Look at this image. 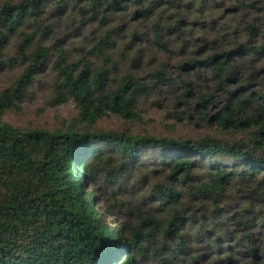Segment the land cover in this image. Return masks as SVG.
<instances>
[{
	"label": "trees",
	"instance_id": "16d2710c",
	"mask_svg": "<svg viewBox=\"0 0 264 264\" xmlns=\"http://www.w3.org/2000/svg\"><path fill=\"white\" fill-rule=\"evenodd\" d=\"M221 2L2 1L0 73L24 68L0 93V264H202L207 255L194 247L199 239L210 241L209 255L242 244L250 264H264V207L245 206L227 230L223 207L233 182L264 204V89L248 90L264 63V6L234 2L228 14L248 7L262 14L233 27L236 17L206 14L220 11ZM64 21L78 26L59 37ZM86 25L94 27L83 34ZM76 39L86 51L80 57L70 54ZM13 41L16 51L8 55ZM148 50L155 67L139 75ZM49 70L55 74L49 102L73 99L78 115L54 130L4 121ZM206 78L225 98L209 115ZM165 87L182 88L179 101L218 127L250 130L254 145L99 127L111 114L142 121L141 100ZM143 167L166 172L168 181L140 204L122 203L131 213L122 227L113 221L114 205L104 209L96 195L106 185L117 194ZM203 168L206 177L198 174Z\"/></svg>",
	"mask_w": 264,
	"mask_h": 264
},
{
	"label": "rangeland",
	"instance_id": "374dc122",
	"mask_svg": "<svg viewBox=\"0 0 264 264\" xmlns=\"http://www.w3.org/2000/svg\"><path fill=\"white\" fill-rule=\"evenodd\" d=\"M4 0H0V4ZM18 2L21 0H12ZM237 0H222L220 3V11H206V14L213 12L214 16H219L220 13L226 14L227 18L236 17L233 23H230L233 27H241L243 21L252 20L257 16H261L262 13L248 8H240L239 13L233 15L228 14L231 9V5ZM246 4L255 3L256 8H263L264 0H244ZM241 6V4H240ZM225 22L224 20H221ZM206 30H210L209 18L205 19ZM78 26V23L71 25L64 21L58 32V36L64 34H74V27ZM94 26H88L81 29L83 34H87L88 31ZM195 28V26H194ZM199 28V27H197ZM200 29V28H199ZM214 33L213 31H210ZM14 41L12 46L8 50V55L15 53ZM80 41L77 39L70 47V54L73 57H80L85 54L86 51L82 49ZM154 53L148 50L144 57L138 61L137 70L139 75H145L155 67L154 63H150V59ZM162 59L170 60L166 55L162 56ZM24 66L19 65L12 69L6 68L0 73V93L19 77L23 71ZM193 77V75H191ZM55 81V74L49 70L39 82L33 85V93L27 97L23 102L19 103L18 108L7 109L2 119L15 127L22 129L33 128H47L54 130L62 127L64 122H70L74 117L78 115V108L73 101L69 99L66 103L61 105L52 104L49 102L52 95L53 85ZM202 88L205 91L212 92L211 98V111H215L217 107L222 106L225 102L223 93L220 90H215L214 86L209 82L208 78L201 83ZM250 91H258L264 89V63L262 64V71L259 72L255 84L248 87ZM202 91V90H201ZM182 92V88L171 89L163 88L158 92H152L147 97L143 98L140 102V108L142 110V121H127L118 115L111 114L105 116L99 123V127L105 130H126L129 129L132 133L141 136H166L181 139H190L193 141L199 140L205 136H211L219 141H231L243 139L251 147L254 145V138L249 130L234 131L233 129L224 130L218 127L215 120H206L197 111L191 113L186 108V104L179 101V94ZM203 93L198 92V95ZM197 99L191 101V104L195 105ZM213 104V106H212ZM150 158V156H149ZM226 163V161L223 160ZM231 163V162H230ZM209 170L203 168L198 170V174L202 177H206ZM166 172L150 173V167L137 168L130 172V175L123 181L122 187L117 194L113 195V189L108 185L104 186L98 193V202L103 208L114 209L113 221H116L120 226H124V222L130 219L131 213L126 212L127 205L133 206L143 202L144 198L150 196V192L154 190L156 184L167 182ZM185 191L184 187H181ZM245 184L239 182H233L229 187L226 198L223 204L226 213V230L229 223H233L235 213L245 208L250 207L253 203L255 208L264 207L263 203H257L249 199L246 195ZM126 203L122 206V203ZM129 203V204H128ZM198 228H192V231H196ZM224 232V230H223ZM194 246L199 252H204L207 256L202 261V264H250L251 259L245 256L242 251L243 245H239L233 251L224 252V254L214 253L209 255L210 241L206 239H199V242ZM207 244V245H206ZM187 264H200L197 262Z\"/></svg>",
	"mask_w": 264,
	"mask_h": 264
}]
</instances>
